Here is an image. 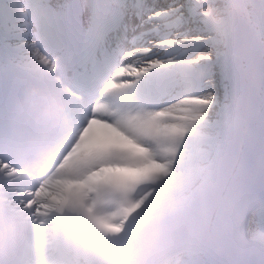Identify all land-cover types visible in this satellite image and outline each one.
Instances as JSON below:
<instances>
[{
	"label": "snow or ice",
	"instance_id": "6c2138e0",
	"mask_svg": "<svg viewBox=\"0 0 264 264\" xmlns=\"http://www.w3.org/2000/svg\"><path fill=\"white\" fill-rule=\"evenodd\" d=\"M92 253L264 264V0H0V264Z\"/></svg>",
	"mask_w": 264,
	"mask_h": 264
},
{
	"label": "clouds",
	"instance_id": "9594fccd",
	"mask_svg": "<svg viewBox=\"0 0 264 264\" xmlns=\"http://www.w3.org/2000/svg\"><path fill=\"white\" fill-rule=\"evenodd\" d=\"M91 264H122V262L103 253H92Z\"/></svg>",
	"mask_w": 264,
	"mask_h": 264
},
{
	"label": "bare ground",
	"instance_id": "6f19581e",
	"mask_svg": "<svg viewBox=\"0 0 264 264\" xmlns=\"http://www.w3.org/2000/svg\"><path fill=\"white\" fill-rule=\"evenodd\" d=\"M106 132V130H104V133ZM98 134H97V132H94V137L96 138V136H97ZM102 136H104V134L102 135Z\"/></svg>",
	"mask_w": 264,
	"mask_h": 264
}]
</instances>
